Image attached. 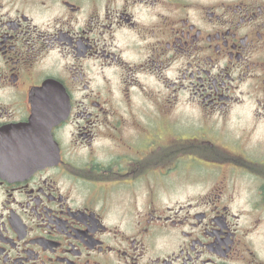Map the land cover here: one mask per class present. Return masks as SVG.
<instances>
[{
    "label": "flooded vegetation",
    "instance_id": "af4514ba",
    "mask_svg": "<svg viewBox=\"0 0 264 264\" xmlns=\"http://www.w3.org/2000/svg\"><path fill=\"white\" fill-rule=\"evenodd\" d=\"M0 264H264V0H0Z\"/></svg>",
    "mask_w": 264,
    "mask_h": 264
},
{
    "label": "water",
    "instance_id": "95a60500",
    "mask_svg": "<svg viewBox=\"0 0 264 264\" xmlns=\"http://www.w3.org/2000/svg\"><path fill=\"white\" fill-rule=\"evenodd\" d=\"M23 145H24V147H25V142H23Z\"/></svg>",
    "mask_w": 264,
    "mask_h": 264
}]
</instances>
